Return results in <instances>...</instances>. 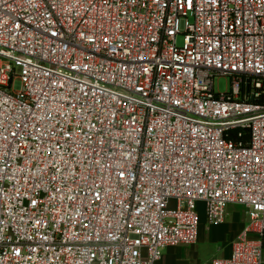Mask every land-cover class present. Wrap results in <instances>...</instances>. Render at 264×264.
<instances>
[{
  "label": "built area",
  "instance_id": "obj_1",
  "mask_svg": "<svg viewBox=\"0 0 264 264\" xmlns=\"http://www.w3.org/2000/svg\"><path fill=\"white\" fill-rule=\"evenodd\" d=\"M229 206L212 264H263L264 0H0V264H157Z\"/></svg>",
  "mask_w": 264,
  "mask_h": 264
},
{
  "label": "crops",
  "instance_id": "obj_2",
  "mask_svg": "<svg viewBox=\"0 0 264 264\" xmlns=\"http://www.w3.org/2000/svg\"><path fill=\"white\" fill-rule=\"evenodd\" d=\"M234 206H229L226 213L227 216L231 214L243 215L238 210L230 209ZM242 208V207H241ZM244 214L242 217L248 218L246 211L243 209ZM241 220H236L234 224L225 223L221 226H209L205 220V215L201 213V225L199 229L198 242L192 246H181V247H168L163 252L162 258L157 264H212L216 259H227L231 256L233 244L237 237L247 227L246 224ZM231 227V229H230ZM207 235H209L207 237ZM251 239L258 240L261 242L263 247V264H264V234L260 237L257 234H251ZM205 240L213 244L223 242V246L214 251V247L205 246ZM166 251V253H165ZM202 253V254H201Z\"/></svg>",
  "mask_w": 264,
  "mask_h": 264
},
{
  "label": "rangeland",
  "instance_id": "obj_3",
  "mask_svg": "<svg viewBox=\"0 0 264 264\" xmlns=\"http://www.w3.org/2000/svg\"><path fill=\"white\" fill-rule=\"evenodd\" d=\"M177 43L179 46H182L183 43H184V38L182 36H180L177 40ZM215 89H216V92H219L221 94H225V93H228L230 92L231 90V79L230 78H216L215 79ZM230 209L232 210H238L240 211L243 215L244 214V211H243V208L241 207H238V206H234V207H231ZM242 215V216H243ZM241 215H236V214H231L229 216H227V223H230L231 226L232 224L235 223L236 220H241V219H244V223L246 224V226H248L250 224V221L248 218H243ZM231 229V227H230ZM209 235H207L208 237ZM205 246H211L214 247V251L218 250V248L222 247L223 246V242H219L217 244H213L211 242H209V240H205V244L201 246V248L205 247ZM164 253V252H163ZM166 253V251H165ZM202 254V253H201Z\"/></svg>",
  "mask_w": 264,
  "mask_h": 264
}]
</instances>
